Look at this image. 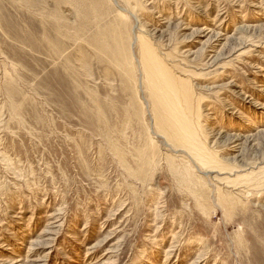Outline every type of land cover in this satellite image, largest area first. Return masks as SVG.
Returning a JSON list of instances; mask_svg holds the SVG:
<instances>
[{
  "label": "rangeland",
  "instance_id": "obj_1",
  "mask_svg": "<svg viewBox=\"0 0 264 264\" xmlns=\"http://www.w3.org/2000/svg\"><path fill=\"white\" fill-rule=\"evenodd\" d=\"M137 32L214 155L264 167V0H0V264H264V183L167 145Z\"/></svg>",
  "mask_w": 264,
  "mask_h": 264
},
{
  "label": "bare ground",
  "instance_id": "obj_2",
  "mask_svg": "<svg viewBox=\"0 0 264 264\" xmlns=\"http://www.w3.org/2000/svg\"><path fill=\"white\" fill-rule=\"evenodd\" d=\"M133 41L136 44L138 43L140 46V58H137V65L140 68L138 70L141 71V81L142 84H145L150 97L153 100V109L155 108L157 112V117L155 115V121H158V125L156 126H158L159 131L163 134L167 145L171 143H168V141H171L170 137L172 136L175 138V142L172 144H176L175 146H178L177 144L182 145L184 147L183 149L187 151L189 156L191 158L193 157L194 160L197 161V163H199L203 168L208 169L209 171L210 169H216L219 173H223L222 171L224 170H230L228 172L229 176L225 177L226 181L227 179L231 180L235 186L237 184H243L242 186L245 189V195H251L252 192L249 188L252 185L263 186L264 167H256L258 168V171L254 170L256 169L255 167L241 170L235 169L238 166L241 168V165L237 164L232 166L231 164H233V162L230 164V162H226L224 159L214 155L215 153L209 148L210 146H208V141L203 137L200 122H198L196 117L191 114L190 109H193V107L190 104V100L185 98L187 97V94L183 91V97L176 99V91L183 88L180 86L177 87L176 84L171 83L172 78L169 75L170 69L165 63V60H163L164 57L157 50L154 44L143 35V33L141 34L137 32ZM128 56L129 55H126V53L124 54V58ZM124 62L127 64L126 60ZM127 66H129V73H133V69H130V62H128ZM190 99H192V97ZM166 102L170 103L169 107L177 102L180 109L179 114L171 112V109L165 106ZM193 111L195 110L193 109ZM196 112L198 113L197 109ZM162 113H164L163 116ZM190 179V177L186 179V182L189 184L192 182ZM189 184L188 186L191 187ZM226 196L227 195H224V193L221 194L220 191V199ZM201 197L202 196H200V198ZM200 198L197 197V201H200Z\"/></svg>",
  "mask_w": 264,
  "mask_h": 264
}]
</instances>
